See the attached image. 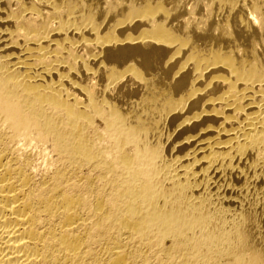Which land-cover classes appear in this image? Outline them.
<instances>
[{
    "label": "bare ground",
    "instance_id": "6f19581e",
    "mask_svg": "<svg viewBox=\"0 0 264 264\" xmlns=\"http://www.w3.org/2000/svg\"><path fill=\"white\" fill-rule=\"evenodd\" d=\"M0 264H264V0H0Z\"/></svg>",
    "mask_w": 264,
    "mask_h": 264
}]
</instances>
